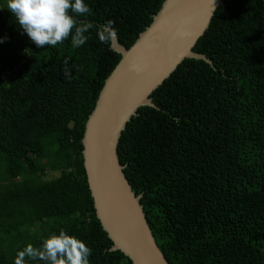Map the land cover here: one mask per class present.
I'll return each instance as SVG.
<instances>
[{
	"label": "trees",
	"instance_id": "1",
	"mask_svg": "<svg viewBox=\"0 0 264 264\" xmlns=\"http://www.w3.org/2000/svg\"><path fill=\"white\" fill-rule=\"evenodd\" d=\"M164 1L84 0L90 14H70L95 25L86 43L40 48L0 0V264L61 230L89 264H133L97 217L83 138L122 57L98 29L130 47ZM228 2L198 49L214 62L186 60L118 147L170 264H264V0Z\"/></svg>",
	"mask_w": 264,
	"mask_h": 264
},
{
	"label": "water",
	"instance_id": "2",
	"mask_svg": "<svg viewBox=\"0 0 264 264\" xmlns=\"http://www.w3.org/2000/svg\"><path fill=\"white\" fill-rule=\"evenodd\" d=\"M228 0H165L149 26L127 46L115 29L112 47L122 57L99 94L86 123L84 164L96 214L113 242L133 264H170L148 224L119 156L127 124L141 111L165 108L154 97L176 80L186 60L214 62L198 54Z\"/></svg>",
	"mask_w": 264,
	"mask_h": 264
},
{
	"label": "clouds",
	"instance_id": "3",
	"mask_svg": "<svg viewBox=\"0 0 264 264\" xmlns=\"http://www.w3.org/2000/svg\"><path fill=\"white\" fill-rule=\"evenodd\" d=\"M6 8L27 33L37 47H55L71 37L74 47L84 45L88 39L85 33L95 25L78 21L76 16L90 14L84 0H6ZM101 26L97 35L101 43H109L115 36V29ZM2 42V41H0ZM92 250L73 235L61 230L44 238L39 246L27 244L16 253L14 264H28L42 261L43 264H89Z\"/></svg>",
	"mask_w": 264,
	"mask_h": 264
}]
</instances>
